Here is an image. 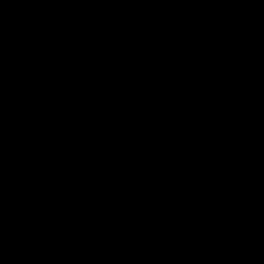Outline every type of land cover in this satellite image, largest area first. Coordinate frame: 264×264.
Instances as JSON below:
<instances>
[{"label": "trees", "instance_id": "16d2710c", "mask_svg": "<svg viewBox=\"0 0 264 264\" xmlns=\"http://www.w3.org/2000/svg\"><path fill=\"white\" fill-rule=\"evenodd\" d=\"M0 264H264V0H0Z\"/></svg>", "mask_w": 264, "mask_h": 264}]
</instances>
